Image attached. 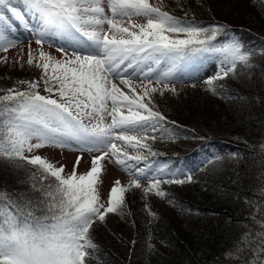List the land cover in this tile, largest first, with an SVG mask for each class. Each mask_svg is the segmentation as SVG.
<instances>
[{
    "label": "snow or ice",
    "instance_id": "obj_1",
    "mask_svg": "<svg viewBox=\"0 0 264 264\" xmlns=\"http://www.w3.org/2000/svg\"><path fill=\"white\" fill-rule=\"evenodd\" d=\"M0 12H10L21 22L24 14L31 13L37 21L33 31L38 46L56 36L72 49L71 55L58 49L64 59L39 51L35 66L42 69L47 95L37 90V81H20L27 85L24 90L0 89L4 93L0 94V160L35 169L21 181L30 184L31 194L0 187V264H86L97 248L91 238L94 224L103 223L110 213L122 215L126 192L141 188V179L149 181L145 194L160 197L167 196L160 189L162 183L185 182L175 174L162 179L148 164L137 167L147 157L129 156L118 143L156 155L143 141L155 139L157 125L165 117L150 106L151 95L175 92L170 82L200 57L219 61L218 72L206 81L215 94L214 82L236 75L240 66L251 67L253 52L239 40L215 43L225 32L223 25L200 26L150 0H0ZM137 18L144 23H137ZM4 20L0 15V51L7 52L18 41ZM27 63H34L31 49ZM73 144L101 153L93 157L86 173L76 171L82 157H77L71 174L64 175L63 165L25 155L45 146ZM109 155L133 178L128 186L115 181L105 206L99 185L101 161ZM261 191L264 195V186ZM261 213V218L253 215L256 229L249 227L227 253L237 264L241 260L264 264V209Z\"/></svg>",
    "mask_w": 264,
    "mask_h": 264
},
{
    "label": "trees",
    "instance_id": "obj_2",
    "mask_svg": "<svg viewBox=\"0 0 264 264\" xmlns=\"http://www.w3.org/2000/svg\"><path fill=\"white\" fill-rule=\"evenodd\" d=\"M180 3L170 9L152 1L200 26L223 25L225 32L215 43L239 40L253 52L251 67L240 66L236 75L215 81L214 94L206 81L218 72L217 59L200 57L190 62L183 71L187 77L176 81L188 85L179 99L182 111L177 109L180 103L170 107L159 100V112L169 118L158 123L155 139L147 141L156 155L142 149L147 159L137 165H151L162 179L175 174L185 181L183 192L189 191L188 197L174 190L154 199L144 195L145 209L131 206L129 213L120 214V223L104 227L107 231L96 230L97 221L91 229L97 248L86 264H237L227 253L249 227L256 229L253 215L262 217L264 0ZM161 168L163 172L157 171ZM31 171H35L31 165L16 168L0 160V187L31 194L30 184L21 183Z\"/></svg>",
    "mask_w": 264,
    "mask_h": 264
},
{
    "label": "rangeland",
    "instance_id": "obj_3",
    "mask_svg": "<svg viewBox=\"0 0 264 264\" xmlns=\"http://www.w3.org/2000/svg\"><path fill=\"white\" fill-rule=\"evenodd\" d=\"M152 1L155 3H161L162 5L167 6L168 8L172 9V7H173L172 5L180 3V1H182V0H150V3H152ZM31 15L32 14H30V16ZM5 22L6 21H4V23ZM136 22L137 23H144V20L142 18H137ZM19 31H21V28ZM32 38L33 39L35 38V40H36V38H38V37L33 35ZM35 40L27 41V42L22 43V44L16 43L15 47L10 48L7 52L0 51V88H2L4 86V87H6V90L13 89V88H16L19 90H24L27 88V85L19 83L20 81H37V82H39V85H40L37 90L40 91V93L42 95H47V93H45L43 90L44 85L40 79L41 74H42V69L37 68L35 66V62H36V59L38 58L39 51L43 50L44 52L50 54L52 57H55L56 59H64L65 56H64V52L58 50L60 48L49 46L46 44V42H44L43 45L38 46L35 43ZM45 41H50L51 43H57L58 41H62V39L59 37H56V36H49L45 39ZM63 47H66L65 50H67L69 55H71L72 49L69 47V45H67V46L63 45ZM30 49H31V52H32L33 57H34V63L32 66H29L27 63L28 54H29ZM115 82L117 84H119V80H116ZM134 83H141V82L139 80H136V81H134ZM119 86L126 93L129 91L128 88L124 87L123 85H119ZM152 86L155 87L156 84L153 83ZM170 87H174L175 92L167 90V91H164L163 95H161L160 92L158 91L157 93H154L151 95V100L153 102V104L151 106H153L156 111L160 110L159 100H166L167 103L170 105V107H171V103L175 104V105L180 103L177 109L182 111V109L179 107H181V104L183 101L182 100L179 101V99L182 96L181 95L182 91L184 89L188 88V85L182 86V85L175 84V85H170ZM136 91H137V93H141L142 89L137 88ZM1 94H4V93L2 92ZM144 102L145 103L148 102L147 97L145 98ZM172 113H174V112H172ZM163 116L166 117L167 115L164 114ZM168 118H169V116H168ZM147 141H149V140H146L143 142L147 143ZM118 143H120V142H118ZM120 144L122 147H124V151H126L129 156H134V154H142L143 153L142 149L137 150V149H133L131 147L123 146V142H121ZM25 155H29V156L40 155L41 157H44L47 160H49L56 167H60L63 165L64 170H65L64 175L71 174V172L73 170V166H74V164H76L77 157H82L80 164L76 168L77 173L78 174L86 173L91 167V161H92L93 157L97 156V155H91L92 157H90L88 155L77 154V153L66 151L63 149H50V148H46V147L36 149L31 153H25ZM101 163L103 165V172H102V176H101L102 183L99 185V192L101 195V202L104 203L105 206H107L109 192H110L111 187L114 185V182L119 180L121 182V185L128 186L130 183V180L133 177L130 176L128 173H125V171L122 170L121 166L117 165L115 163V161H113V158L110 155L108 157H106L104 160H102ZM31 167L33 168V166H31ZM49 179L54 180V178H49ZM148 184H149V182L141 180V188H139V189L131 188L129 191L126 192V194H125V205H126V207L123 208V211H126L127 213H129L131 211V209H130L131 206H135V208H137V209H145V205L142 203L144 195L147 196L148 198H151V199H154L157 196L154 194V192H150L148 194H145L143 189L147 188ZM164 187H167V188L163 189ZM186 187L187 186H184L183 183L182 184L162 183L160 185V189L163 191L169 192L170 190H174L176 192H180L178 194H182L181 196H184V197L187 196L188 197L189 191L183 192L184 190H186ZM121 217L122 216L119 213L108 214L103 223H101V222L96 223V224H98V226H97L98 229H96V230H98L100 233H102L103 231H107V229H104V227L108 228V225L110 226L114 222L120 223ZM125 224L128 225V222L126 221ZM117 229H119V227Z\"/></svg>",
    "mask_w": 264,
    "mask_h": 264
},
{
    "label": "bare ground",
    "instance_id": "obj_4",
    "mask_svg": "<svg viewBox=\"0 0 264 264\" xmlns=\"http://www.w3.org/2000/svg\"><path fill=\"white\" fill-rule=\"evenodd\" d=\"M119 85V84H118Z\"/></svg>",
    "mask_w": 264,
    "mask_h": 264
}]
</instances>
